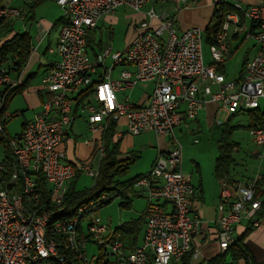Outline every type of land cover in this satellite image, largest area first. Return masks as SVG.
Here are the masks:
<instances>
[{
	"label": "built area",
	"instance_id": "built-area-1",
	"mask_svg": "<svg viewBox=\"0 0 264 264\" xmlns=\"http://www.w3.org/2000/svg\"><path fill=\"white\" fill-rule=\"evenodd\" d=\"M36 1L24 0V5ZM54 1L64 21L54 50L58 59L43 75L47 94L40 110L23 123L15 138L7 136L6 124L21 113L11 114L6 98L9 91L22 84L25 66L15 75L0 65V264H69L67 252L80 264H90L85 255L87 238L102 253L109 254L111 264H172L188 252L196 258L199 247L194 248L193 242L202 229V220L190 203L194 187L182 173L181 145L175 129L193 121L208 102L216 106V117L220 113L230 117L260 108L264 97V2L242 7L234 0H217L232 4L235 12L225 16L221 32L208 47L210 63L206 65L202 56L203 32L197 27L179 32L173 17L157 15L151 8L139 25L140 32L123 53L107 49L94 60L89 57L86 36L100 18L120 8L139 12L154 0ZM169 1L178 4L177 9L194 3ZM24 17L12 6L0 8V19L4 21ZM240 18L257 28L256 52L245 63L242 80L227 81L217 72V66L229 55L228 28L238 24ZM154 20L158 21L157 26H151ZM106 58L111 59V66L93 82L91 76ZM118 66L132 70L122 69L112 78V70ZM145 83H153V89L143 104H134L129 97L117 100V94ZM88 87L89 94L82 98L80 91ZM74 105L78 106L77 112L86 114L90 133L87 144H94L92 135L104 130L109 119L117 123L124 120L130 136L150 131L171 144L169 152L158 155L149 172L136 183L146 195L147 208L141 244L130 253H126L121 241L110 242L118 234L108 232L95 215L99 206L115 194H103L80 206L71 220L54 219L62 211L72 179L86 174L94 181L104 157V149L99 147L92 161L71 164L59 150L74 121ZM248 133L259 150L258 158H263L264 121ZM7 149L15 164L12 177L6 165ZM38 176L45 180L49 205L37 188ZM221 185L219 217L215 221L219 254L235 242V227L241 220L251 221L253 227L258 225L255 215L260 208V202L253 201L254 181ZM83 221H87L85 234ZM53 236L60 239L53 240Z\"/></svg>",
	"mask_w": 264,
	"mask_h": 264
},
{
	"label": "crops",
	"instance_id": "crops-1",
	"mask_svg": "<svg viewBox=\"0 0 264 264\" xmlns=\"http://www.w3.org/2000/svg\"><path fill=\"white\" fill-rule=\"evenodd\" d=\"M190 1H194V3L189 4L187 8L179 7L180 9H177L179 5L178 4L176 5V3L170 2L169 0H154L151 5L143 8L139 12H133L127 8H120L111 15L103 16L102 18L99 19L96 27L90 30L87 34L89 39L88 43L90 45V48H87V53L89 57L94 60L97 55H99L100 53H102L104 50L107 49H109L110 52L112 53V47H113L112 45L114 42V32H115L113 26L119 23L120 20H122V22L124 21L123 24L125 25L124 26L125 34L123 37V42L125 43V50H126V48L129 46V44L134 39V37L140 32L139 25L142 21L146 20V13L150 8L153 9L157 15H166L167 18L173 17L174 26L179 32L184 31L190 27L206 28L210 24L213 15L214 4L216 0H190ZM234 1L238 2L242 7L256 5L264 2V0H234ZM34 19H35V8L32 10L31 13H29L28 20L31 24H36L37 27L42 29V31L39 32L38 36L36 37L37 40L35 45L33 44V40L31 39V52L27 60V63L25 65V68L21 74V79H22V84L26 80H28V84H27L28 87L31 79H33L35 75V73L27 71L31 66V64L37 65V72L41 71L40 85H37L34 90L36 93V97L33 108L36 109V111L34 112L36 113L37 111L40 110L41 102L46 98V94H47L43 89V84H42L43 75L45 74V71L50 67H52L58 59L54 50L57 45L59 28H60L59 20L61 18L55 24H51L50 20H48L45 17H41L37 21ZM205 19H208V22L206 24H205L206 21ZM157 25H158L157 20L152 21L151 26H157ZM204 30L202 32H204ZM256 32H257V28L252 23H250L249 21L243 18H240L238 24H231L229 26L227 31V44L229 49V55L227 59L224 61V63L221 64V67L223 69V75L227 80L225 67L227 62L231 59L233 53L235 54L240 53L239 55L240 70L236 77L227 81L236 82L240 74H242L243 76V65L256 52V42L254 40V35L256 34ZM22 33H27L29 35L27 31H24ZM103 33L107 36V39L109 40V44H111L108 45L107 47L102 46L101 43V37ZM94 47L96 48V50L94 49ZM89 50H91L90 54H89ZM123 52L116 51L115 53H123ZM209 63L210 61H208V63L205 64L207 65ZM105 69H107V67L104 66V61L102 62V65H97L95 74L91 76L92 81L94 80L96 81L98 79V76L104 73ZM122 69L132 70V68L129 66L114 67L112 70L111 77L116 78L118 72ZM152 89H153V83H145L143 85H140L139 87L129 91L130 92L128 96L129 101L137 105L143 104L147 100ZM125 94L126 93L117 94V100H124L126 97L124 96ZM77 109L78 106L74 105V113H75L74 121L72 122L64 141L59 147V150H61L65 154L66 161L69 163L88 161L90 155L92 154V148L94 146L93 144L92 145L87 144L86 143L87 139H84L83 141L76 143L73 134L74 133L73 129L76 126L75 123L77 121H81L83 122L84 125H86V116L84 117V115H81L79 112H77ZM260 110L264 113V97L260 101ZM20 113L22 115V112ZM242 113L243 112H239L235 114L234 118L236 117L238 118V116ZM228 118L229 117H226V115L223 113H220L218 117H216V106L208 102L204 105L203 109L198 113L197 117L193 121L188 122L186 125H182L176 128L175 135L178 138V141L182 137L191 135L193 137L192 143L194 145H198L199 141L197 139V136L201 138V134H203L204 129L207 128L211 129L215 127L221 128V126L227 121ZM25 121L28 120H24L23 123ZM119 121L120 122H118L117 124L116 134L114 137V140L119 141V151H120L119 158L124 159V158H128L131 155H137L136 157L138 160L140 158L139 151H137L136 153H134L135 151H130V152L128 151L129 148L132 146L131 144H133V142L131 140H129V142L128 140H125L130 135L126 133L124 120H119ZM217 121L221 123L223 122L222 125H219ZM247 125H248V120L245 126ZM245 132L247 134L249 144L252 146V148L244 147L241 145L240 142L235 141L238 144L237 146L238 150L234 155L235 164L231 168V172H230L231 181L240 184H246L255 181L261 175L264 167V155L263 158H258L259 150L251 141L248 133L249 131L245 130ZM98 136H99V132L92 135L94 143L97 140ZM130 137H135V136H130ZM137 137L152 138L147 146V148H150L151 150L149 156L151 159L150 168L158 155L165 154L169 152V150L171 149V144L169 143V140L167 138L157 137L154 135V133L150 131L144 132L138 135ZM218 142L219 140L216 143L217 146H218ZM122 143H124L123 146ZM128 145L130 146L128 147ZM143 145L144 144L142 143L139 144L140 147H144ZM124 148L125 151L123 150ZM140 150H142V148ZM241 153L243 154L244 158L247 159L249 157L250 161L248 162V166L244 167L245 169L244 172L236 174V171L234 169V166L237 165L236 156ZM217 156H218V150H217L216 158ZM181 167H182L181 169H183V163ZM212 167L214 168V166ZM213 168H212V173L209 176H207L206 179L203 178L200 172L199 165L196 162H193V168L190 170V172H188L189 173L188 176L184 175V172L182 171L184 177L194 187V194L191 197L190 203L193 210L196 212L197 215H199L200 219L202 220V229L193 242L194 248L199 247V255L196 258H193L191 255L189 264H206L208 261H210L219 254L218 245L216 241L217 227L215 225V221L219 217V213L217 211V205L219 203L222 185L215 178L213 174ZM146 208H147V203L144 209L141 212H138L139 214L137 215V218L145 213ZM110 224L111 221L110 219H108L106 225L108 228V232L115 231L121 225L120 224L117 227L111 228ZM246 224H247L246 220L240 221V223L235 227V231H234L235 236L240 235L244 232ZM143 231H144V224L141 227V230L139 231V234L137 236V246L141 244ZM244 242L245 245L249 248L250 252L252 253L255 261L257 263L264 264V214L260 218L258 225L248 233ZM198 259H200L201 261L198 262L197 261Z\"/></svg>",
	"mask_w": 264,
	"mask_h": 264
},
{
	"label": "trees",
	"instance_id": "trees-1",
	"mask_svg": "<svg viewBox=\"0 0 264 264\" xmlns=\"http://www.w3.org/2000/svg\"><path fill=\"white\" fill-rule=\"evenodd\" d=\"M4 1L5 0H0V8L6 6ZM43 1L45 0H38L32 5L27 6L28 13H31L32 10ZM234 12L235 10L232 4L222 3L221 1L215 2L210 24L203 32V42L208 47L214 44L216 35L221 32L225 21V16ZM63 22L64 21L60 19L59 25L63 24ZM7 24V21L0 19V34L2 38L0 39V65H3L9 71L14 72V74L17 75L25 66L29 58L31 52V37L27 33H14L13 27L8 26ZM88 40V36H86V49L90 48ZM217 72L223 74L221 65L217 66ZM241 80L242 74L239 75V78L236 82H240ZM93 82H95V80ZM27 84L28 80L9 91L6 98L7 105L15 95L21 94L25 90ZM90 88L91 87H88L80 91V95L83 94L82 98L89 94ZM243 113H245L248 120L247 126L241 127L238 125H233L232 122L235 115L230 116L221 126V136L217 146L218 156L215 159L213 174L220 183L223 182L227 186H231L234 183L230 179L231 168L235 164L234 155L238 150V144L233 139L234 132L240 128H244L248 131L253 128H258L264 121V113L260 110V108L244 111ZM116 129V121L111 119L106 121V128L99 132V136L93 144L94 146L92 148V154L88 160L92 161L95 159L99 147H103L104 157L99 163L96 179L93 181V184L90 188L76 191L74 189V184L79 177V175H76L67 186V191L62 204V211L55 215V220H71L74 217L76 210L80 206L88 202L98 200L103 194L110 195L117 193L116 196H120L123 200H130L129 193L138 180L142 178V176H137L122 183L116 180L118 177H122L124 174H126L128 166L137 158L136 155H131L124 159L119 158V141L114 140ZM6 156L8 162V164H6L7 170L10 173V177H12L15 164L8 149L6 150ZM36 185L43 197L42 200L47 205H49L50 201L48 196V188L46 187L44 178L38 176L36 179ZM254 189L255 193L253 196V201L260 202V208L256 212L255 216L260 220L264 214V167L261 175L254 181ZM116 196L114 195L113 198ZM113 198L105 200L99 206V208L109 204ZM47 208L49 209L51 207L48 206ZM246 221L247 224L244 232L235 236V242L231 244L223 254H218L206 264H260L255 261L252 253L244 242L248 233L254 228L251 221ZM144 223L145 215L143 214L135 220L121 224L119 228L115 230V234H118V236H113L110 238V242L116 240L121 241L123 249L126 251V253H130L135 247H137V236ZM51 239L59 240L60 238L53 236ZM86 242L92 241H89L87 238ZM98 249L99 255L91 259L90 264H111V258L109 257V254L106 255L105 252L102 253L100 248ZM191 253L192 252L186 253L178 262H173L172 264H189ZM66 255L69 264H80L72 253L67 252Z\"/></svg>",
	"mask_w": 264,
	"mask_h": 264
},
{
	"label": "rangeland",
	"instance_id": "rangeland-1",
	"mask_svg": "<svg viewBox=\"0 0 264 264\" xmlns=\"http://www.w3.org/2000/svg\"><path fill=\"white\" fill-rule=\"evenodd\" d=\"M217 1V0H216ZM4 3L6 5L12 6L14 8L19 9L24 15L25 18L23 19H13L7 21L8 26L13 27L14 33H22L24 31H27L33 40V44H36V37L38 36L39 32L42 31L41 28L37 27L36 24H31L28 20V7L24 5V0H5ZM41 17H45L48 20H50L51 24H55L61 17H62V11L61 9L56 5L54 0H45L43 2H40L35 7V19L39 20ZM121 19V18H120ZM205 24L208 22V19H205ZM124 21H119L116 25L113 26L114 29V42L112 47V53H115L116 51L123 52L125 50V43L123 42V37L125 34V25L123 24ZM201 31L205 29V27H199ZM0 39L1 34H0ZM101 43L102 46L107 47L109 44V40L107 39V36L103 33L101 37ZM96 50V48L94 47ZM91 53V50H89V54ZM240 53H233L231 59L226 64V78L227 80H231L234 77L238 75V72L240 70V59H239ZM202 56L203 61L205 63H208L210 61V55L208 46L203 42L202 45ZM111 59L106 58L104 59V66L109 68L111 66ZM28 72L35 73L34 78L31 79L28 87L21 93L15 95L8 104V110L11 114L16 115L18 112H22V115L14 116L10 118V120L6 124V134L9 138H15L22 129V123L24 120H29L32 118L34 112L36 109H34V103H35V87L37 85H40V78H41V71L37 72V65L31 64ZM26 71V73H27ZM137 91V90H136ZM126 94L124 96H129V91L125 92ZM86 116L85 113L81 114ZM222 118V117H221ZM120 122V121H119ZM223 123V122H222ZM118 124V123H117ZM233 125H239V126H245L247 124V117L245 113H242L238 116V118H234ZM75 127L73 129L74 138L76 140V143H79L83 141L84 139L89 138L90 133L88 132V129L86 125L83 124L81 121H77L75 123ZM221 128L215 127L211 129H204L203 134H201V138L197 136V139L199 141L198 145H194L193 137L191 135H188L186 137H182L179 139V142L181 143V158L183 163V169L184 175L188 176V172L193 168V162L198 163L200 172L204 179L207 178L212 173V166L215 163V158L217 155V141L220 139L221 136ZM176 134V130H175ZM150 138V137H149ZM148 137H127L125 140H131L133 144L129 148L130 151H139V159H135L134 162H132L128 166V170L126 174L122 177H118L116 180L118 182H125L127 180H130L132 178H135L137 176H144L146 175L150 170V148H147L148 144L150 143L151 139ZM73 139V138H72ZM178 139V138H177ZM233 139L237 142H240L242 146L252 148V146L249 144V140L247 137V134L245 132L244 128H240L236 130L233 134ZM144 144V147H140L139 144ZM201 143V146H200ZM135 144V145H134ZM124 143H122V146ZM130 145H128L129 147ZM142 148V150H140ZM200 148V149H198ZM125 151V148L123 149ZM137 156V155H136ZM249 159V160H248ZM243 161V162H242ZM250 161V158L247 159L244 158L243 154H238L236 156V163L237 165L234 166V169L236 171V174L244 172V167L248 166V162ZM251 164V163H250ZM93 184V178L86 174L79 175L77 181L74 184V189L76 191H81L87 188H90ZM140 187H138L136 184L133 186V189L129 193L130 200H123L120 196H116L117 193H114L116 197H114L111 202L103 207H101L99 210L95 212V215L99 218L100 223L103 225H107L108 219L111 221V228L117 227L122 223H126L130 220H135L137 218L138 212H141L144 207L146 206L147 199L146 195L141 191ZM142 194V195H141ZM112 195V194H110ZM162 203V201H160ZM86 225L87 221H83L82 224V231L85 234L86 233ZM85 255L87 260H91L99 255V249L98 246L93 242H87L85 245ZM198 262L201 260L198 259Z\"/></svg>",
	"mask_w": 264,
	"mask_h": 264
}]
</instances>
